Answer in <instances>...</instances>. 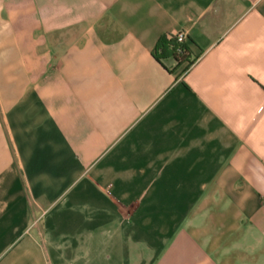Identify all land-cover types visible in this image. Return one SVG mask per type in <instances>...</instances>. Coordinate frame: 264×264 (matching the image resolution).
Instances as JSON below:
<instances>
[{
  "label": "crops",
  "instance_id": "1",
  "mask_svg": "<svg viewBox=\"0 0 264 264\" xmlns=\"http://www.w3.org/2000/svg\"><path fill=\"white\" fill-rule=\"evenodd\" d=\"M0 264H264V0H0Z\"/></svg>",
  "mask_w": 264,
  "mask_h": 264
},
{
  "label": "trees",
  "instance_id": "2",
  "mask_svg": "<svg viewBox=\"0 0 264 264\" xmlns=\"http://www.w3.org/2000/svg\"><path fill=\"white\" fill-rule=\"evenodd\" d=\"M178 48H181V50L183 51L182 52V54H183L184 53V47L182 45L179 46L173 38L166 39L164 37V38H161L158 41V43L156 44V47L154 49V56L157 59H159L163 56H171L173 58H176Z\"/></svg>",
  "mask_w": 264,
  "mask_h": 264
},
{
  "label": "built area",
  "instance_id": "3",
  "mask_svg": "<svg viewBox=\"0 0 264 264\" xmlns=\"http://www.w3.org/2000/svg\"><path fill=\"white\" fill-rule=\"evenodd\" d=\"M172 38L177 42V44L179 46H181V45H183L184 40L186 38V33L184 31H182V30L177 31L176 33H174V35L172 36ZM182 52L183 51L181 50V48H178L177 49V54L183 55Z\"/></svg>",
  "mask_w": 264,
  "mask_h": 264
}]
</instances>
